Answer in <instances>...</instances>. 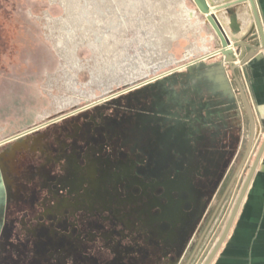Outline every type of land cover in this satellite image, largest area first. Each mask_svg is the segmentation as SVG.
Segmentation results:
<instances>
[{
	"label": "rangeland",
	"instance_id": "obj_1",
	"mask_svg": "<svg viewBox=\"0 0 264 264\" xmlns=\"http://www.w3.org/2000/svg\"><path fill=\"white\" fill-rule=\"evenodd\" d=\"M199 1L208 8L220 0ZM185 4L197 10L192 20L202 22L208 49L196 57L205 58L191 63V69L185 65L137 88L117 90L101 102H95L100 98L95 90L97 98H81L75 109L59 112L53 97L69 92L61 87L46 13L57 17L60 5L55 0H0V240L18 244L17 250L0 253V264H202L262 142L264 112L249 99L247 62L237 63L255 125L248 149L249 116L219 49L238 55L240 48L232 43L254 24L251 9L248 14L244 2L231 6L230 13L223 9L228 18L237 16L241 28L229 26L231 40L214 14L196 0ZM244 12L245 22L239 19ZM245 41H259L255 26ZM185 44V39L175 42L177 56ZM86 51L81 49V59ZM76 80L81 87L84 71ZM125 161H135L133 174L146 181L171 178L188 166L195 185L205 190L204 215L179 257L152 226L129 213L136 205L123 200L139 188H126L124 179L111 176ZM106 168L109 180L91 187L88 172L98 176Z\"/></svg>",
	"mask_w": 264,
	"mask_h": 264
},
{
	"label": "bare ground",
	"instance_id": "obj_2",
	"mask_svg": "<svg viewBox=\"0 0 264 264\" xmlns=\"http://www.w3.org/2000/svg\"><path fill=\"white\" fill-rule=\"evenodd\" d=\"M238 1L220 0L208 8L199 1L200 8L216 16L218 23L231 40L234 35L230 32L229 18L223 10L225 5L244 2L248 14L251 9L249 0L237 3ZM58 2L62 13L57 17H48L46 24L52 47L62 61L61 87L69 92L53 97L58 111L77 105L81 98H97L95 90L100 92V98L96 101H101L107 95L115 94L117 90L138 87L184 67L193 59L205 58L196 57L199 52L208 49L207 38L201 34L202 22L198 18L192 20L194 16L196 17L197 10L189 8L185 0H58ZM245 14L246 12L239 16L244 22ZM180 39L187 40V44L184 45L181 55L177 56L173 46ZM81 49L87 50L84 59L80 57ZM80 71H84V81L81 87H77L76 74ZM263 140L264 137L258 149L254 151L252 156L254 160L251 159L252 163L248 166L241 188ZM263 150L264 147L254 166L255 169ZM241 188L219 239L225 231L223 240L227 237L238 214L246 192L245 190L234 211ZM202 200L191 211V220L186 224L185 230L182 233L174 231L169 235L170 240L177 241L178 249L183 242V236L189 232L193 223L203 216ZM219 239L207 253L202 264L211 263L223 242L209 258Z\"/></svg>",
	"mask_w": 264,
	"mask_h": 264
},
{
	"label": "flooded vegetation",
	"instance_id": "obj_3",
	"mask_svg": "<svg viewBox=\"0 0 264 264\" xmlns=\"http://www.w3.org/2000/svg\"><path fill=\"white\" fill-rule=\"evenodd\" d=\"M55 1L59 4L58 0ZM48 17L52 16L46 13V18ZM61 63L62 61H60V64ZM19 144L20 142H16L13 148L18 147ZM120 164L121 170L113 172L111 174L112 178L116 180L124 179L126 181V188H131L133 186H138L139 188V193L137 195L129 191L127 198L123 200L124 202L136 205L132 206L129 212L133 213L134 221L140 220L145 225L152 226L163 240L166 237L168 238L170 233L174 231L182 233L185 230L186 224L191 220V211L200 203V200L203 199V197L201 198L203 190L195 185L189 167L185 166L182 171L173 172V177L165 178L162 181L155 178L146 181L139 175L133 174L132 171L135 168V161H125ZM0 166L3 167L1 162ZM74 170L75 167L73 166L71 168V174L75 173ZM196 173L199 174V171L197 170ZM88 175L92 179L90 185L94 188L100 185L102 181L106 179L109 180L110 174L106 168V170L102 171L98 176H94L92 171H89ZM104 184L105 183H103V185ZM139 203H141L140 206H138ZM187 203L190 204L189 208H186ZM154 210H156V213L153 212ZM129 220L130 222L132 221L131 218ZM162 225L166 226V231L163 230ZM17 248L18 244L11 240H0V253L17 250ZM167 252L168 250L164 251L165 255H167Z\"/></svg>",
	"mask_w": 264,
	"mask_h": 264
},
{
	"label": "crops",
	"instance_id": "obj_4",
	"mask_svg": "<svg viewBox=\"0 0 264 264\" xmlns=\"http://www.w3.org/2000/svg\"><path fill=\"white\" fill-rule=\"evenodd\" d=\"M255 4L264 24V0ZM246 65L249 99L264 112V58L252 57ZM237 213L210 264H264V150Z\"/></svg>",
	"mask_w": 264,
	"mask_h": 264
},
{
	"label": "water",
	"instance_id": "obj_5",
	"mask_svg": "<svg viewBox=\"0 0 264 264\" xmlns=\"http://www.w3.org/2000/svg\"><path fill=\"white\" fill-rule=\"evenodd\" d=\"M242 0H239L237 3L241 2ZM250 3H251V11L253 13V16H254V24L251 25V27L249 28L247 34L242 38V39H238L236 41H234L232 43V46L233 47H239L240 48V51L238 53V55H233V53L231 52V50L229 49H226L222 46H220V53H222L224 55V61L227 62L229 64V67H230V70H231V73L233 74L234 76V79L238 85V88H239V91L241 93V96L243 98V101H244V104H245V107H246V110H247V113H248V116H249V120H250V137H249V146H248V149L251 145V142L253 140V136H254V133H255V125H254V120H253V115H252V111H251V108H250V105L247 101V98H246V95L244 93V90L241 86V83L236 75V67H237V64L234 63L235 60H239V65H244L249 59H251L252 57H254L256 60H260V59H263L264 58V24L262 23V21L260 20L259 18V14H258V11H257V7H256V4H255V0H249ZM196 2L199 4V0H196ZM231 6H233V4H226L225 5V9L227 10L228 13L231 12V10L229 9ZM213 25H214V28L216 30V32L218 33V35L220 36V39L222 41V43L224 42L225 43V38L223 36V34L221 33L220 29L218 28V26L214 23L213 19L210 17ZM229 26L231 27V29H233L234 31H240V25L238 23V20H237V16L235 15H231L229 17ZM255 26L256 27V30H257V35H258V38H259V41L256 43V44H250L248 42L245 41V39L248 37V35L250 34V31H251V28ZM200 59H193V61H190L189 63H187V67L189 69H191V63H197L199 62ZM148 83V82H147ZM146 84V83H144ZM143 85V84H142ZM133 88H137V87H133ZM133 88H128L126 90H122V91H127V90H130V89H133ZM77 105L75 106H71V108L75 109ZM75 111V110H74ZM59 112H63V110L59 111ZM264 147V140H263V143L261 145V148L259 150V153L253 163V166L248 174V177L245 181V183L243 184L242 188H241V192H240V195H239V198H238V201H237V204L236 206L234 207V211L237 209V206L239 204V201L241 200L246 188H247V185H248V182H249V179L250 177L252 176L253 174V171H254V166L259 158V155L262 151ZM203 190V189H202ZM203 193L201 194V198L203 197V200H202V206H203V209L205 207V199H204V194H205V190L202 191ZM188 200L190 201V199L188 198ZM192 205V203H191ZM192 208V206H191ZM199 219L196 220V222L193 223V225L191 226L189 232L183 236V242L181 243V246L179 247V249L177 248V241H173V240H170L169 237L165 238L164 241L167 243V245H171L173 247H175V255L176 257H179L180 254H181V251L183 249V246L187 240V237L188 235L190 234L191 230L194 228L195 224L197 223ZM160 232V231H159ZM225 233L226 231L223 233V235L221 236V238L219 239L215 249L213 250V252L211 253L210 257L213 256V254L215 253V251L217 250V248L219 247V245L221 244V242L223 241V238L225 236ZM176 237V236H175ZM165 255V253H164ZM166 256V255H165ZM207 262V261H206ZM207 264V263H205Z\"/></svg>",
	"mask_w": 264,
	"mask_h": 264
}]
</instances>
